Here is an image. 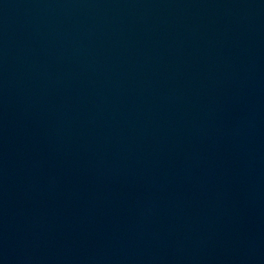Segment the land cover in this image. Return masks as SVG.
<instances>
[{"label":"water","instance_id":"obj_1","mask_svg":"<svg viewBox=\"0 0 264 264\" xmlns=\"http://www.w3.org/2000/svg\"><path fill=\"white\" fill-rule=\"evenodd\" d=\"M0 264H264V0H0Z\"/></svg>","mask_w":264,"mask_h":264}]
</instances>
